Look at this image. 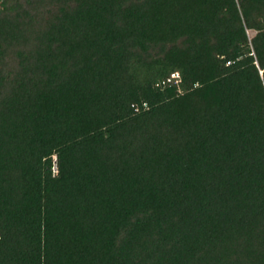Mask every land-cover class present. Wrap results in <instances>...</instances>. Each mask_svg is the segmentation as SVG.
Instances as JSON below:
<instances>
[{"label": "trees", "instance_id": "16d2710c", "mask_svg": "<svg viewBox=\"0 0 264 264\" xmlns=\"http://www.w3.org/2000/svg\"><path fill=\"white\" fill-rule=\"evenodd\" d=\"M13 50L0 264H264V0H0Z\"/></svg>", "mask_w": 264, "mask_h": 264}, {"label": "rangeland", "instance_id": "374dc122", "mask_svg": "<svg viewBox=\"0 0 264 264\" xmlns=\"http://www.w3.org/2000/svg\"><path fill=\"white\" fill-rule=\"evenodd\" d=\"M251 34H254V31H251ZM14 54H15V50H13L9 56L7 57L6 60L0 62V87L5 85V77H4V70L6 69H10V70H15V59H14ZM75 88L71 87L69 90H63L60 95V97L58 96V101H62L64 98H69L71 96H73L74 101H77L76 99L78 98V96L80 94H75ZM39 94H44V90L43 89H39ZM56 98L54 101L50 102L49 106L50 108L54 109L57 105V103L55 102ZM71 103V102H70ZM73 104V103H71ZM14 132V131H12Z\"/></svg>", "mask_w": 264, "mask_h": 264}, {"label": "built area", "instance_id": "2783aa9c", "mask_svg": "<svg viewBox=\"0 0 264 264\" xmlns=\"http://www.w3.org/2000/svg\"><path fill=\"white\" fill-rule=\"evenodd\" d=\"M179 76V73H173L172 74V77H178Z\"/></svg>", "mask_w": 264, "mask_h": 264}, {"label": "clouds", "instance_id": "9594fccd", "mask_svg": "<svg viewBox=\"0 0 264 264\" xmlns=\"http://www.w3.org/2000/svg\"><path fill=\"white\" fill-rule=\"evenodd\" d=\"M179 77V76H178Z\"/></svg>", "mask_w": 264, "mask_h": 264}]
</instances>
